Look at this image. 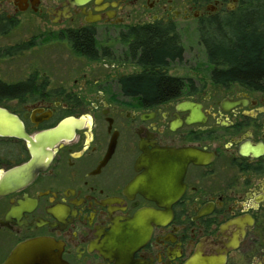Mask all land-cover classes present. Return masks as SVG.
<instances>
[{
    "label": "flooded vegetation",
    "instance_id": "obj_1",
    "mask_svg": "<svg viewBox=\"0 0 264 264\" xmlns=\"http://www.w3.org/2000/svg\"><path fill=\"white\" fill-rule=\"evenodd\" d=\"M240 5L0 0V126L34 142L0 135V264H264V88L182 43ZM134 29L181 44L157 59L176 94L123 87Z\"/></svg>",
    "mask_w": 264,
    "mask_h": 264
},
{
    "label": "trees",
    "instance_id": "obj_2",
    "mask_svg": "<svg viewBox=\"0 0 264 264\" xmlns=\"http://www.w3.org/2000/svg\"><path fill=\"white\" fill-rule=\"evenodd\" d=\"M241 7L199 28V41L216 81L238 82L252 89L264 88V0H241ZM160 30L134 29L130 48H140L144 76L132 78L123 87L146 95L166 97L179 90L177 79L167 81L159 62L160 52L182 47L174 38L156 35ZM129 42V40H127ZM171 42V43H170Z\"/></svg>",
    "mask_w": 264,
    "mask_h": 264
},
{
    "label": "water",
    "instance_id": "obj_3",
    "mask_svg": "<svg viewBox=\"0 0 264 264\" xmlns=\"http://www.w3.org/2000/svg\"><path fill=\"white\" fill-rule=\"evenodd\" d=\"M0 135L1 136H16L21 137L23 139L29 140L31 143H34L30 140L29 137L26 136L22 124L19 120L14 116H8V125L7 126H0ZM7 186H1L0 194L5 191ZM44 246L43 242L35 241L31 243L25 250H21L20 252L16 253V256L19 257H27L33 251H37Z\"/></svg>",
    "mask_w": 264,
    "mask_h": 264
},
{
    "label": "rangeland",
    "instance_id": "obj_4",
    "mask_svg": "<svg viewBox=\"0 0 264 264\" xmlns=\"http://www.w3.org/2000/svg\"><path fill=\"white\" fill-rule=\"evenodd\" d=\"M18 32L19 31H17V33ZM23 39H25V37H23ZM16 41H20V39L18 37L17 38L14 37V42H16ZM182 43H183V46L184 47H187V48H203V46L201 45V43L199 41V35L197 34L196 25H190V26H188L185 29V32H184V40H183ZM51 44H53V43H47L46 44V47L51 46ZM104 46H107V44L104 43ZM110 46L113 47V48H116V49L122 47L118 43H112V44H110ZM204 75H205V77L207 79H209L208 71H206L204 73Z\"/></svg>",
    "mask_w": 264,
    "mask_h": 264
}]
</instances>
